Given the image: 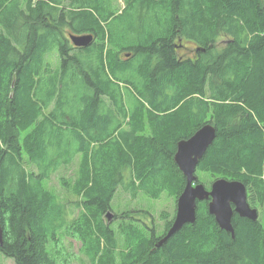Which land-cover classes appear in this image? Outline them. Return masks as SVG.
Wrapping results in <instances>:
<instances>
[{"label": "trees", "instance_id": "16d2710c", "mask_svg": "<svg viewBox=\"0 0 264 264\" xmlns=\"http://www.w3.org/2000/svg\"><path fill=\"white\" fill-rule=\"evenodd\" d=\"M54 1L0 0V254L68 264L71 237L91 264H264L260 217L235 214L233 238L200 201L196 221L158 247L175 212L162 210V224L149 209L111 212L119 189L177 202L186 185L177 144L206 123L217 134L199 182L241 180L250 204L264 208V0H129L130 18L144 22L130 25L139 43L122 50L105 41L121 15ZM70 33L99 41L77 47ZM185 41L201 49L193 58L179 55ZM134 56L141 92L114 77ZM77 155L73 195L62 201L45 184Z\"/></svg>", "mask_w": 264, "mask_h": 264}, {"label": "rangeland", "instance_id": "374dc122", "mask_svg": "<svg viewBox=\"0 0 264 264\" xmlns=\"http://www.w3.org/2000/svg\"><path fill=\"white\" fill-rule=\"evenodd\" d=\"M37 1V0H34ZM129 0H55L51 4L55 6H60L65 9H67V12H72L76 7H84L90 9L97 17L100 15H103L104 12L110 11L111 13L115 15H121L123 17L122 21H118L119 18L116 20H110L109 22H113L110 26L112 37L107 33V38L105 39L107 48H111L112 50H122L123 48H126L130 44H137L138 37L129 36V28L131 24H139L143 23V18H130L131 12H129L125 7L129 5ZM69 14V13H67ZM133 19V20H132ZM108 22V23H109ZM80 23V21H78ZM109 24H104L105 29L107 32H109ZM66 28V27H65ZM119 28L121 33H119ZM125 32V34H123ZM96 41L98 42L99 39L96 38ZM186 45H191L189 42H185ZM96 49V46L94 45V48ZM108 50V49H106ZM129 50V49H128ZM133 53V51H125L124 53ZM179 55H182L184 57H192L194 49H187L184 46L178 49ZM123 53L122 59L125 58V54ZM107 54V52H106ZM115 55L110 51L108 53V57H114ZM140 61L141 57L134 56L132 59L128 61L122 62L123 68H125V71L120 73L114 72V77L117 80L123 81V86H129L133 91L137 90L139 92L142 91V84H141V78H140ZM140 100H143L146 104V106H149L147 102L139 97ZM132 102V101H131ZM133 104V102H132ZM129 107L131 109L132 106L130 105L129 101ZM146 130L144 133L148 134L150 132L149 124L145 120L143 121ZM23 136L26 135V132ZM22 136V137H23ZM81 155H77V157L74 159V161L68 165L63 166L56 174L53 175L52 179L50 181H47L45 186L46 188L50 189L51 191L55 190L57 195L61 198L62 201H66L68 198H72L73 195V186L76 181V178L78 177V170L81 163ZM25 159V166L29 168V165L27 164L28 158L27 156H24ZM197 176L200 179L204 180V175L197 173ZM62 177L66 178H73L72 183L70 185H63L62 183ZM218 179V178H217ZM206 181V187L209 189L211 187V184L216 180V178H213L211 180L207 179ZM209 185V186H207ZM76 200V197H75ZM149 209L154 216L157 218V222L159 224H162V221L159 219V213L162 210H166L170 213L176 212L177 209V202H175L173 197L167 196V194H162V196L159 199H148L147 197H144L143 194H139L137 197H133L130 192L124 191L122 189H119L114 202H113V211L111 210L112 214L114 213H121L125 210H133V209ZM259 210V217L260 219H264V208L258 207ZM80 211V208H75V214L78 215ZM107 220H109L108 216L106 215ZM110 217V216H109ZM68 242H72V246H69V243L66 244V247L68 248V252H66L68 255L69 253V263L68 264H91L90 258L88 254H86L83 251V242L82 240H77L74 238L69 237ZM67 255V256H68ZM0 264H16L15 261L12 258L5 257L4 255L0 254ZM61 264H66V262H62Z\"/></svg>", "mask_w": 264, "mask_h": 264}, {"label": "water", "instance_id": "95a60500", "mask_svg": "<svg viewBox=\"0 0 264 264\" xmlns=\"http://www.w3.org/2000/svg\"><path fill=\"white\" fill-rule=\"evenodd\" d=\"M71 42L77 47H86L95 38L93 34L70 33ZM217 129L213 123H206L189 138L177 144L175 162L186 178V185L177 200V209L172 226L167 234L160 238L157 246H162L171 236L185 225L197 219L198 202L208 201L209 212L215 217L221 229L235 238L234 214L251 220L259 219V210L249 202L248 187L241 180L218 178L208 189L199 182L197 167L209 146L214 142ZM3 242V228L0 218V243Z\"/></svg>", "mask_w": 264, "mask_h": 264}, {"label": "flooded vegetation", "instance_id": "af4514ba", "mask_svg": "<svg viewBox=\"0 0 264 264\" xmlns=\"http://www.w3.org/2000/svg\"><path fill=\"white\" fill-rule=\"evenodd\" d=\"M185 42H189V43H191V45L189 46V45H186V44L183 43V45H181L180 48L184 46V47L187 48V49H188V48H189V49H194L193 56H192V58H193L194 56L197 55V53H199V51H200L201 49H200V47H198L196 44H194L192 41H185ZM124 54H125V57L128 55V53H124ZM181 56H182V55H181ZM182 57H184V56H182ZM235 214H236V213H235ZM235 214H234V215H235Z\"/></svg>", "mask_w": 264, "mask_h": 264}, {"label": "bare ground", "instance_id": "6f19581e", "mask_svg": "<svg viewBox=\"0 0 264 264\" xmlns=\"http://www.w3.org/2000/svg\"><path fill=\"white\" fill-rule=\"evenodd\" d=\"M28 3V2H27ZM57 18V17H56ZM112 20V19H111ZM53 23V22H52ZM109 24V23H107ZM215 48V47H214ZM178 59V58H177ZM221 78V77H220ZM219 81V80H218ZM221 85V84H220ZM224 88V87H223ZM225 89V88H224ZM229 94V93H228ZM261 121V120H260ZM12 171V170H11ZM11 173V172H10ZM19 178V177H18ZM24 181V180H23ZM20 182V181H19ZM26 183V182H25ZM249 188V187H248ZM3 218V217H2ZM2 220V219H1ZM163 236V235H162Z\"/></svg>", "mask_w": 264, "mask_h": 264}]
</instances>
